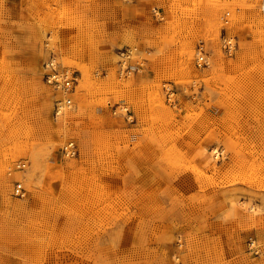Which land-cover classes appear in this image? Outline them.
<instances>
[{"label": "rangeland", "instance_id": "374dc122", "mask_svg": "<svg viewBox=\"0 0 264 264\" xmlns=\"http://www.w3.org/2000/svg\"><path fill=\"white\" fill-rule=\"evenodd\" d=\"M0 264H264V0H0Z\"/></svg>", "mask_w": 264, "mask_h": 264}, {"label": "built area", "instance_id": "2783aa9c", "mask_svg": "<svg viewBox=\"0 0 264 264\" xmlns=\"http://www.w3.org/2000/svg\"><path fill=\"white\" fill-rule=\"evenodd\" d=\"M224 22L226 23L227 20L225 19ZM220 44H221L222 53L226 56H231L232 53L235 51V44H236L235 41L233 39L226 37V35L222 36ZM195 53H196L195 64L197 67L209 66L210 56L208 53H206L204 51V44L202 42L199 41L197 43ZM50 63H51V61H50ZM50 63L47 64V66H46L47 69L49 68ZM53 70H54V68H53ZM51 72H49L47 74V82H49V83L56 82V79H55L56 77L54 76V74H52V76H51L50 75ZM63 154L65 156H68V157H72L75 154V149H74V146L72 145V143L71 144L69 143L68 145H66L63 148ZM24 166H25L24 164L18 163L15 165V168L21 169V168H24ZM13 191H14V194L18 197H24V195H25V191H24L21 183H15Z\"/></svg>", "mask_w": 264, "mask_h": 264}, {"label": "bare ground", "instance_id": "6f19581e", "mask_svg": "<svg viewBox=\"0 0 264 264\" xmlns=\"http://www.w3.org/2000/svg\"><path fill=\"white\" fill-rule=\"evenodd\" d=\"M223 20H224V17H223ZM49 63H50V62H49ZM122 63H124V62H122ZM121 67H122V66H121ZM121 67H120V68H121ZM53 68H54V64H53V62L51 61L50 66H49V68H48V69H49V72H51V71L53 70ZM50 75L52 76V72L50 73ZM63 102H64V101H63ZM65 102H68V100H66ZM65 102H64V103H65ZM64 103L60 104V105H59V108H62L63 105H64ZM65 105H66V104H65ZM123 109H124V108H123ZM64 110H65V109H64ZM212 153H213V155H215V156L217 155V151L214 150V149L212 150ZM206 163H207V162H206ZM250 207H251V206H250ZM250 207H248V208H250Z\"/></svg>", "mask_w": 264, "mask_h": 264}]
</instances>
